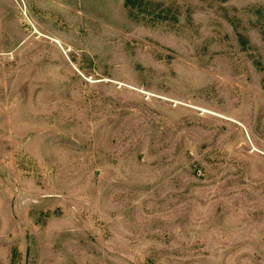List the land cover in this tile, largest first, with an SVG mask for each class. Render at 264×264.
I'll return each instance as SVG.
<instances>
[{
  "label": "rangeland",
  "instance_id": "374dc122",
  "mask_svg": "<svg viewBox=\"0 0 264 264\" xmlns=\"http://www.w3.org/2000/svg\"><path fill=\"white\" fill-rule=\"evenodd\" d=\"M0 264H264V0H0Z\"/></svg>",
  "mask_w": 264,
  "mask_h": 264
}]
</instances>
